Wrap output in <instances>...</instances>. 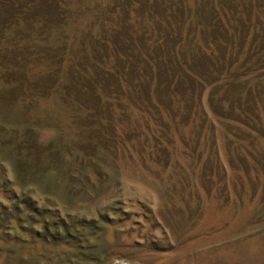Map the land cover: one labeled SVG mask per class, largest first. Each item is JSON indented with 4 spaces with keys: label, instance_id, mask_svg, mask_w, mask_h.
<instances>
[{
    "label": "rangeland",
    "instance_id": "obj_1",
    "mask_svg": "<svg viewBox=\"0 0 264 264\" xmlns=\"http://www.w3.org/2000/svg\"><path fill=\"white\" fill-rule=\"evenodd\" d=\"M0 182V264H264V0H0Z\"/></svg>",
    "mask_w": 264,
    "mask_h": 264
},
{
    "label": "trees",
    "instance_id": "obj_2",
    "mask_svg": "<svg viewBox=\"0 0 264 264\" xmlns=\"http://www.w3.org/2000/svg\"><path fill=\"white\" fill-rule=\"evenodd\" d=\"M3 180H5V178ZM1 196L3 198L2 202L4 201L6 203L3 202L4 205L0 204V224L1 223L4 224L5 221L8 220L9 218L21 219L22 218L21 213L24 210L30 208V203L26 198L21 199V198L11 197L5 193H3ZM45 211L46 210L44 211L41 210L35 213H39V215H42ZM47 220L48 219L45 218L44 221H32L31 224H33L34 226L31 228L28 227L29 232L35 235V237L47 241H55V240L59 241L60 239H64L65 241H67L70 238V236H72L70 231V224H67L65 221H62V219L58 222L50 221L51 223H47ZM25 222L26 221H24L23 226H29V225L31 226V224L26 225L27 223ZM39 222L41 224L40 226L38 225ZM56 223H58V226L56 225ZM53 226H56V228L58 229L57 232L52 231ZM14 229H15V225L10 224L9 225L10 232H12ZM68 263L70 262L66 261V264ZM106 263L109 262L106 261L105 264Z\"/></svg>",
    "mask_w": 264,
    "mask_h": 264
},
{
    "label": "water",
    "instance_id": "obj_3",
    "mask_svg": "<svg viewBox=\"0 0 264 264\" xmlns=\"http://www.w3.org/2000/svg\"><path fill=\"white\" fill-rule=\"evenodd\" d=\"M124 264H139L138 262H135V263H124Z\"/></svg>",
    "mask_w": 264,
    "mask_h": 264
}]
</instances>
